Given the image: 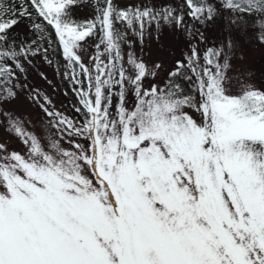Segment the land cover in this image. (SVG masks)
<instances>
[{
    "label": "rangeland",
    "instance_id": "374dc122",
    "mask_svg": "<svg viewBox=\"0 0 264 264\" xmlns=\"http://www.w3.org/2000/svg\"><path fill=\"white\" fill-rule=\"evenodd\" d=\"M56 16L0 32V264H264V0Z\"/></svg>",
    "mask_w": 264,
    "mask_h": 264
},
{
    "label": "trees",
    "instance_id": "16d2710c",
    "mask_svg": "<svg viewBox=\"0 0 264 264\" xmlns=\"http://www.w3.org/2000/svg\"><path fill=\"white\" fill-rule=\"evenodd\" d=\"M66 1L67 0H0V32L17 22L24 15L40 20L45 25H50L56 28V25L60 22V19L56 16V14L60 12L61 7ZM94 2L97 6L98 14L100 15L98 18L99 21H97L105 25L107 30L106 34L109 35V28L111 24V0H94ZM93 21L94 20H91L90 24H94L95 22ZM61 24L64 30L73 31L78 34H83L89 30V23L87 20L75 22L68 19L63 21ZM61 42L66 55L72 60L78 61L77 56L73 53L68 44L64 40H61ZM0 67L3 69L1 65ZM212 142L215 147V152L218 155V148L214 138H212ZM108 189L110 188L108 187ZM112 201L115 204L117 214L120 216L121 213L119 206L115 203L114 199H112ZM238 210H240L241 213V209L238 208Z\"/></svg>",
    "mask_w": 264,
    "mask_h": 264
}]
</instances>
